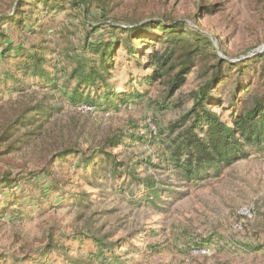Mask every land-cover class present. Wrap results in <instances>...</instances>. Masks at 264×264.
<instances>
[{"label":"rangeland","instance_id":"1","mask_svg":"<svg viewBox=\"0 0 264 264\" xmlns=\"http://www.w3.org/2000/svg\"><path fill=\"white\" fill-rule=\"evenodd\" d=\"M14 2L0 0V14L9 13ZM73 2L50 11L38 5L32 13L25 4L22 18L27 30L18 33L14 26H2L14 45L46 48L47 70L51 77H57L61 90L72 69L69 59L84 57L89 29L97 30L91 40L110 38L105 28L109 21H180L207 36L216 55L241 69L252 63L246 60L264 51V0ZM213 3L217 6L211 13L198 12L199 5ZM116 55L108 91L136 92L139 98L111 105L100 89L89 95L93 104H71L59 96V91L46 92L34 86L38 80L30 78L25 83L32 87L23 95L8 94L1 88L0 131L26 106L40 100L58 111L44 120L28 144L24 141L17 149L0 154V174L40 172L64 148L104 149L134 172L135 193L125 188L126 177L116 180L115 187H92L87 172L73 169L74 155L66 163L59 161L52 167L64 181L57 190H50L47 178L40 176L32 192L28 186H21L29 196L13 199L2 195L0 264H264V150L247 148L248 158L200 182L183 181L167 163L168 127L190 109L194 93L211 76L213 60L193 68L185 85L170 96L162 81L150 85L141 82L148 75L147 69L129 60L124 46ZM254 61L256 67L262 64V60ZM54 66H68V70L56 73ZM251 71L250 67L245 69L242 80L254 93L259 82ZM225 75L231 78L213 93L229 99L235 91V69ZM73 86L70 80L66 90ZM237 97L244 96L240 93ZM212 110L229 123L231 108L213 106ZM115 137L122 142L112 148L109 141ZM68 178L72 179L70 184L65 182ZM121 181L124 183L119 186ZM147 181L159 189L157 199L147 197ZM241 207L252 208L254 219L237 231L234 225ZM97 243L113 253L101 250ZM202 249L209 250V255L200 254Z\"/></svg>","mask_w":264,"mask_h":264},{"label":"trees","instance_id":"2","mask_svg":"<svg viewBox=\"0 0 264 264\" xmlns=\"http://www.w3.org/2000/svg\"><path fill=\"white\" fill-rule=\"evenodd\" d=\"M64 2L74 4L73 0H15L9 13L0 14V66H2L0 67V92L3 88L8 94L23 95L27 88L32 87L25 83L27 78H30L38 80L34 86L46 92L47 90L59 91V96L71 104L91 105L94 103L89 97L92 90L97 94L102 89L104 100L115 105L125 103L128 98H139L136 92L131 95L108 91L107 81L115 68V57L121 46L126 49L129 60L137 67L147 69L148 75L141 82L150 85L162 81L170 96L185 85L187 76L193 68L202 65L207 59H212L213 65L209 66L213 70L211 76L194 93L190 109L181 116L179 121L168 127L170 144L167 148V163L183 181L200 182L208 178L211 173L216 175L225 166L248 158L250 152L247 148H254L256 151L264 150V51L246 60V63L251 61L252 63L241 69L238 65H233L216 55L214 45L207 36L180 21L150 19L152 21L143 23L129 21L123 24L109 21L105 28L108 30V37L112 36L110 38L91 40L97 30L94 29L95 27L89 29L91 36L87 38L83 46L84 57L69 59L72 69L68 74V80L64 83L65 89L61 90L56 83L57 77H51V73L47 70L46 48L42 45L28 48L20 43L14 45L2 26L4 24L14 26L13 30L21 33L27 30L25 19L22 18L25 4H29L32 13L38 5L50 11V9L60 8ZM216 6L214 3L211 6L199 5L197 10L209 14ZM28 30L31 31V29ZM115 33L119 34L114 37ZM122 35L126 37L122 38ZM157 45L161 48H156ZM254 60H262V64L256 67L253 65ZM249 67L253 78L259 82V89L254 93L248 91V87H244L245 80H242L246 76L245 69ZM52 69H55L56 73L66 72L68 66L61 69L54 66ZM232 69L236 72V77L233 79L235 91L229 99H222L213 91L224 80L231 78L230 75L225 74ZM70 80L74 82V86L66 90ZM7 82H10V85H7ZM84 93H86L85 97H83ZM240 93L244 97H237ZM225 105L231 108L229 123L212 110L213 106ZM55 111L58 109L42 100L26 106L1 129L0 154H7L17 149V145L24 144V141L28 144L31 137L37 135L35 132L41 129L44 120ZM22 129L26 131L20 134ZM132 140H134L133 137ZM120 142L122 139L115 137L110 139L109 144L114 148ZM72 155L76 160L73 169L87 172L92 187L101 189L107 185L115 187L116 180L126 177L125 188L132 195L135 193L134 172L124 167L122 163L116 162L114 155L110 152L104 149L92 151L64 148L60 149L40 172L19 171L15 175L8 172L0 174V199L2 195L5 197L9 195L13 199L29 196L24 195V190L20 189L21 186H28L29 192H32V188L37 187L36 183L40 176L47 178L50 190L52 188L57 190L64 181L59 180L57 172L52 167L59 161L66 163L67 158ZM58 167L59 171L63 170L61 163ZM71 181L72 179L68 178L65 182L70 184ZM122 183L124 181H121L119 186ZM145 184L147 197L153 196L157 199L159 189L152 181H147ZM97 244L101 248L102 243ZM103 249H107L109 254L113 253L108 247L101 248ZM99 263L106 264V261Z\"/></svg>","mask_w":264,"mask_h":264},{"label":"built area","instance_id":"3","mask_svg":"<svg viewBox=\"0 0 264 264\" xmlns=\"http://www.w3.org/2000/svg\"><path fill=\"white\" fill-rule=\"evenodd\" d=\"M236 214L239 220L234 225V229L237 231H242L246 223H249L254 219V211L250 207H241L238 209ZM199 253L202 255H209V250L202 249L201 251H199Z\"/></svg>","mask_w":264,"mask_h":264}]
</instances>
